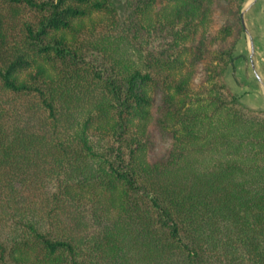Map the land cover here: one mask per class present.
<instances>
[{
	"label": "trees",
	"instance_id": "obj_1",
	"mask_svg": "<svg viewBox=\"0 0 264 264\" xmlns=\"http://www.w3.org/2000/svg\"><path fill=\"white\" fill-rule=\"evenodd\" d=\"M244 1L0 0V264H264Z\"/></svg>",
	"mask_w": 264,
	"mask_h": 264
},
{
	"label": "crops",
	"instance_id": "obj_2",
	"mask_svg": "<svg viewBox=\"0 0 264 264\" xmlns=\"http://www.w3.org/2000/svg\"><path fill=\"white\" fill-rule=\"evenodd\" d=\"M241 13L243 32L223 80L240 103L264 110V0H245Z\"/></svg>",
	"mask_w": 264,
	"mask_h": 264
},
{
	"label": "rangeland",
	"instance_id": "obj_3",
	"mask_svg": "<svg viewBox=\"0 0 264 264\" xmlns=\"http://www.w3.org/2000/svg\"><path fill=\"white\" fill-rule=\"evenodd\" d=\"M218 17L220 21H225L227 19H230L228 15L225 13L224 9L222 8L218 10ZM202 77H203V73L200 72L196 77V81L200 82L202 80ZM154 136L155 138L153 139V146L151 150L149 151V156L150 157H160V158L166 157L171 148V143H172L171 135L168 133H163V132H154Z\"/></svg>",
	"mask_w": 264,
	"mask_h": 264
},
{
	"label": "water",
	"instance_id": "obj_4",
	"mask_svg": "<svg viewBox=\"0 0 264 264\" xmlns=\"http://www.w3.org/2000/svg\"><path fill=\"white\" fill-rule=\"evenodd\" d=\"M241 15H242V13H241ZM242 25H243V23H242Z\"/></svg>",
	"mask_w": 264,
	"mask_h": 264
}]
</instances>
